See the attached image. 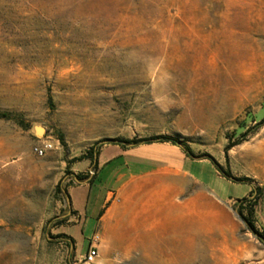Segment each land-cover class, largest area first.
<instances>
[{
  "label": "rangeland",
  "instance_id": "374dc122",
  "mask_svg": "<svg viewBox=\"0 0 264 264\" xmlns=\"http://www.w3.org/2000/svg\"><path fill=\"white\" fill-rule=\"evenodd\" d=\"M0 112L18 117L0 119V264H85L59 192L88 150L154 136L195 157V199H175L161 263L91 264H264L237 211L260 192L264 234V0H0Z\"/></svg>",
  "mask_w": 264,
  "mask_h": 264
},
{
  "label": "crops",
  "instance_id": "0c3cea01",
  "mask_svg": "<svg viewBox=\"0 0 264 264\" xmlns=\"http://www.w3.org/2000/svg\"><path fill=\"white\" fill-rule=\"evenodd\" d=\"M81 164L89 177L67 190L65 217L71 215L74 225L82 219L87 248L97 235L99 241L92 246L108 263L130 262L135 253L147 262L161 263L163 232L177 231L179 219L185 218L175 199L180 194L186 195V204L195 199L194 161L178 146L152 143L104 145L93 164L89 160ZM201 178V184L210 188L207 178ZM64 236L74 244L71 236Z\"/></svg>",
  "mask_w": 264,
  "mask_h": 264
},
{
  "label": "trees",
  "instance_id": "16d2710c",
  "mask_svg": "<svg viewBox=\"0 0 264 264\" xmlns=\"http://www.w3.org/2000/svg\"><path fill=\"white\" fill-rule=\"evenodd\" d=\"M48 102L51 103V98L48 97ZM0 119L2 120H15L18 121V117H16L15 115H12L10 113H6V112H0ZM262 123H264V120H262ZM152 143H170L172 145L178 146L181 148V150L183 151V153L188 157V158H192L194 159L195 157H193L191 155V152L189 150V148L183 144H180L179 141L177 139H174L172 137H168V136H154L151 138H147V139H142V140H132L130 142H125L124 144L120 143L121 146H137V145H141V144H152ZM96 155L97 152H94V149H90L87 151V153L82 156L81 158H79V161L82 160H89L91 164H93L95 162L96 159ZM218 171H220L222 173V177L225 178L228 181H233L232 179H230L229 175L227 173H223L218 167H216ZM87 179V177H83V176H76L75 180H77L78 182H84ZM234 183H243V180L237 179L233 181ZM58 191V188L56 189ZM61 194H63L66 198H67V191L65 189H63L61 192H59ZM260 197H261V193L258 192L254 198H252L251 200H245L242 199L240 200L237 206V211L238 214L241 218V220L244 222V224L247 226V228L257 234L258 236L264 238V234H260L257 233L253 227V224L250 220V216H251V210L253 207L255 206H259L258 208L261 211V201H260ZM246 205V206H245ZM244 206V207H243ZM245 208V210H244ZM243 212H245V215H243Z\"/></svg>",
  "mask_w": 264,
  "mask_h": 264
},
{
  "label": "built area",
  "instance_id": "2783aa9c",
  "mask_svg": "<svg viewBox=\"0 0 264 264\" xmlns=\"http://www.w3.org/2000/svg\"><path fill=\"white\" fill-rule=\"evenodd\" d=\"M52 143L49 141H44L41 146L34 148V153L38 156H43L52 149ZM99 238L97 235L93 236L89 247L88 252L85 253V255L81 258L85 264H91L94 262V260L98 257L97 248L95 246H92L93 243H98Z\"/></svg>",
  "mask_w": 264,
  "mask_h": 264
},
{
  "label": "bare ground",
  "instance_id": "6f19581e",
  "mask_svg": "<svg viewBox=\"0 0 264 264\" xmlns=\"http://www.w3.org/2000/svg\"><path fill=\"white\" fill-rule=\"evenodd\" d=\"M171 194V193H170ZM168 197V196H167ZM199 234V233H198ZM195 236H197V234L195 235ZM195 239H196V237H195ZM198 242V241H197ZM194 249V248H193ZM199 249V248H198ZM197 251V250H196ZM195 251V252H196ZM202 251V250H201ZM209 252V251H208ZM200 254V253H199ZM207 255H208V253H207ZM198 257V256H197ZM200 257V256H199ZM196 261V260H195ZM217 262V261H216ZM186 263V262H185ZM190 263V262H189ZM209 262H207L206 261V259L203 257L201 260H200V262H198V263H190V264H208ZM219 263V262H218ZM182 264V263H181Z\"/></svg>",
  "mask_w": 264,
  "mask_h": 264
},
{
  "label": "water",
  "instance_id": "95a60500",
  "mask_svg": "<svg viewBox=\"0 0 264 264\" xmlns=\"http://www.w3.org/2000/svg\"><path fill=\"white\" fill-rule=\"evenodd\" d=\"M78 183H81V182H78Z\"/></svg>",
  "mask_w": 264,
  "mask_h": 264
}]
</instances>
